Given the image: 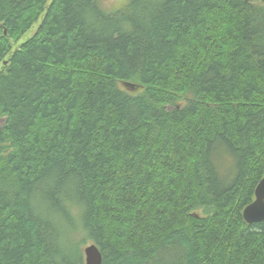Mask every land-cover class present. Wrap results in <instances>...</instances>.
I'll use <instances>...</instances> for the list:
<instances>
[{
	"label": "trees",
	"instance_id": "16d2710c",
	"mask_svg": "<svg viewBox=\"0 0 264 264\" xmlns=\"http://www.w3.org/2000/svg\"><path fill=\"white\" fill-rule=\"evenodd\" d=\"M262 176L264 0H0V264H264Z\"/></svg>",
	"mask_w": 264,
	"mask_h": 264
},
{
	"label": "water",
	"instance_id": "95a60500",
	"mask_svg": "<svg viewBox=\"0 0 264 264\" xmlns=\"http://www.w3.org/2000/svg\"><path fill=\"white\" fill-rule=\"evenodd\" d=\"M5 33L6 29H4ZM253 193V199L242 209V216L249 224L264 220V176L258 181ZM82 250L84 264H102V253L95 243L85 245Z\"/></svg>",
	"mask_w": 264,
	"mask_h": 264
},
{
	"label": "rangeland",
	"instance_id": "374dc122",
	"mask_svg": "<svg viewBox=\"0 0 264 264\" xmlns=\"http://www.w3.org/2000/svg\"><path fill=\"white\" fill-rule=\"evenodd\" d=\"M128 0H98L99 4L106 8L108 11H112V10H116V9H121L123 7H125L126 3H127ZM261 0H256L257 3H260ZM34 30V27L33 29H31L29 32H27L25 34V36H23V38H26L28 35H31L32 34V31ZM125 88L128 89L129 91H138V87L133 85V86H128L127 84H124ZM197 212L201 215L205 214V211L203 210L202 207L198 208L197 209ZM92 243L91 241H86L84 244L81 245L80 247V250H82L85 245L87 244H90ZM82 258H83V261H84V254H83V250H82Z\"/></svg>",
	"mask_w": 264,
	"mask_h": 264
}]
</instances>
